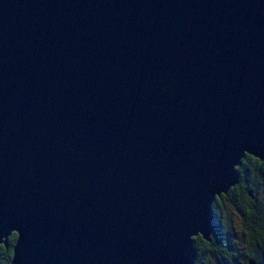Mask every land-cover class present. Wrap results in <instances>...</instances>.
I'll return each instance as SVG.
<instances>
[{"label": "water", "instance_id": "obj_1", "mask_svg": "<svg viewBox=\"0 0 264 264\" xmlns=\"http://www.w3.org/2000/svg\"><path fill=\"white\" fill-rule=\"evenodd\" d=\"M247 155L264 0H0L11 264H196Z\"/></svg>", "mask_w": 264, "mask_h": 264}, {"label": "trees", "instance_id": "obj_2", "mask_svg": "<svg viewBox=\"0 0 264 264\" xmlns=\"http://www.w3.org/2000/svg\"><path fill=\"white\" fill-rule=\"evenodd\" d=\"M239 172L240 182L214 203L219 229L212 241L201 235L194 239L198 249L196 264H250L251 259L264 264V161L247 155ZM226 204L242 217L244 233L249 236V242L243 245L245 252L238 247L229 227L218 218ZM16 241L17 234L13 233L7 244L1 246L0 264H11Z\"/></svg>", "mask_w": 264, "mask_h": 264}, {"label": "rangeland", "instance_id": "obj_3", "mask_svg": "<svg viewBox=\"0 0 264 264\" xmlns=\"http://www.w3.org/2000/svg\"><path fill=\"white\" fill-rule=\"evenodd\" d=\"M218 218L229 227L230 232L235 236V241L238 244V247H241V251L245 252L246 249L243 245H246V242H249V236L244 233V229L242 227V217L240 213L226 204V207H223L221 213H219ZM234 247L236 248V246Z\"/></svg>", "mask_w": 264, "mask_h": 264}, {"label": "bare ground", "instance_id": "obj_4", "mask_svg": "<svg viewBox=\"0 0 264 264\" xmlns=\"http://www.w3.org/2000/svg\"><path fill=\"white\" fill-rule=\"evenodd\" d=\"M255 158V157H254ZM239 188V187H238ZM229 194V193H228Z\"/></svg>", "mask_w": 264, "mask_h": 264}]
</instances>
